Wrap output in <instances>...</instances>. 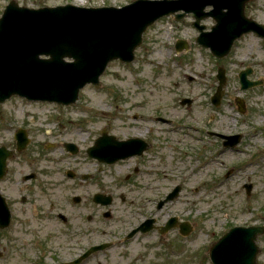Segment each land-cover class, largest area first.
<instances>
[{
    "label": "rangeland",
    "instance_id": "obj_1",
    "mask_svg": "<svg viewBox=\"0 0 264 264\" xmlns=\"http://www.w3.org/2000/svg\"><path fill=\"white\" fill-rule=\"evenodd\" d=\"M8 1L0 0V12ZM17 1L40 7L65 3L121 6L131 0ZM245 13L264 23V0L247 4ZM192 21L191 14L179 20L172 15L157 20L144 31L134 60L110 62L100 85L83 87L74 106L26 104L18 97L0 104V145L10 148L19 125L32 131L29 149L17 155L15 161L8 160L10 164L36 166L41 180L60 191L64 186H73L61 175L65 168L94 173L97 189L115 197L109 206L94 205L93 209L90 205L86 209V213L109 212L96 219L102 224L90 237L92 241L114 244L90 256L84 264H209L204 262V255L224 229L264 222V39L246 34L234 42L226 57L217 59L208 48L196 43L198 31ZM201 23L210 30L214 21L206 18ZM177 39L187 40V51L176 53ZM218 66L225 67L226 84L215 107L210 97L218 84ZM246 67L253 70L248 77L260 80L261 86L240 89L237 74ZM236 97L243 100V113L237 110ZM183 98L191 99L190 104L182 105ZM157 116L168 122L155 121ZM70 117L72 124L66 123ZM78 118H86L82 121L86 125L77 124ZM91 125L92 135L105 126L121 137H138L141 133L140 138L150 141V148L142 157L101 165L99 169L85 153L69 156L60 147L61 140H76L80 135L77 131L89 130ZM207 131L241 133L243 137L234 149H224ZM98 137L95 134L90 144ZM78 142L83 145L88 140ZM41 145L44 148L40 149ZM135 165L139 171L132 173ZM115 182H119L118 188L113 187ZM244 183L252 184L248 196ZM175 185L181 187L178 196L157 208L158 200ZM59 194L55 197L60 198ZM68 196L66 202L73 207ZM145 215L154 217L157 225H163L171 216L189 220L195 224V231L187 239L180 237L179 242L174 229L163 235L152 231L123 241ZM55 222L32 230H38L32 236L21 233L15 241L0 234V264H55L68 259L64 230ZM32 226L36 227L35 221ZM48 231L53 236L46 237ZM257 245L258 260L264 262V234L258 237Z\"/></svg>",
    "mask_w": 264,
    "mask_h": 264
},
{
    "label": "water",
    "instance_id": "obj_2",
    "mask_svg": "<svg viewBox=\"0 0 264 264\" xmlns=\"http://www.w3.org/2000/svg\"><path fill=\"white\" fill-rule=\"evenodd\" d=\"M248 1L135 0L121 8H85L66 4L37 9L10 1L0 17V103L13 94L33 100L75 101L79 89L85 84L98 85V77L109 61L117 58L123 62L133 60L134 49L141 43L147 26L178 11L182 13L176 14V19L193 13V25L200 31L196 41L221 58L228 54L233 41L243 33L253 31L264 37V26L243 14ZM206 6H212V9L204 12ZM207 16L216 22L211 32H203L204 26L200 25V20ZM176 48L178 51L187 49L188 44L177 41ZM65 58L72 61H65ZM248 73L250 70L239 74L241 89L261 83L248 81ZM217 78L219 86L212 97L215 105L222 94L223 69L219 68ZM24 138L22 133L21 145ZM239 138L229 137L231 145ZM120 150H129L122 156L133 153L129 146ZM245 187L249 193L251 186ZM178 189L175 188L167 199L176 195ZM185 229L188 232V228ZM263 232L264 226L232 228L210 249L213 263L256 264L258 247L255 240Z\"/></svg>",
    "mask_w": 264,
    "mask_h": 264
},
{
    "label": "flooded vegetation",
    "instance_id": "obj_3",
    "mask_svg": "<svg viewBox=\"0 0 264 264\" xmlns=\"http://www.w3.org/2000/svg\"><path fill=\"white\" fill-rule=\"evenodd\" d=\"M75 103L76 102L73 104ZM91 127L93 126L91 125ZM103 130H105L106 136H113L115 139L119 138V136H117L116 133H112L109 128L101 127L99 128V131L93 133V135L91 131L80 132V135H76V140H66L68 142H62L60 146L69 154L71 153L69 150L76 149L71 155L85 153L86 157H88V149L90 148L89 146L92 145L90 143L92 142L93 136L95 134H99V136L102 135ZM25 132L28 136V144L24 149L26 151L32 143V131L26 130ZM69 134L70 132L68 133V136ZM86 139L88 142L83 145L78 142ZM145 141L147 144V151L150 148V141L147 139H145ZM67 143H72L74 146L68 145L66 147ZM105 146H107V144ZM15 148L16 141L13 137V142L9 149L13 151ZM17 154H21V152H13L12 159H14ZM133 158L137 159L138 156ZM91 159H94L93 161L96 162L100 169L101 165H116L127 161L129 158L118 160L112 164L100 162L92 157ZM35 168L36 166L34 165L7 164L6 172L0 179V194L4 198L10 213L9 225L4 231L6 233L12 232L15 235H21V233H23L32 236L38 232V230H36L31 233L32 230L45 227L44 223L54 225L53 220L56 218L59 223H61L64 230L68 260L76 258L88 247L100 244L102 241H92L91 235H95L93 232L94 229L102 224V222H99L96 219H100L103 215L97 212L86 213L88 206L91 205V208H95L93 204L97 205V203L94 202V195L100 192L97 189L98 180L94 173L77 171L72 167L65 168L63 170L64 172L62 171L65 173L64 178L72 181L73 186H64L62 191H60L50 184L44 183V181L41 180V175L35 170ZM133 171L137 172L138 167L133 168ZM117 185L118 182H115L113 187H116ZM70 190L77 192H69ZM57 193H60V198L55 197ZM67 196L73 203V207L67 204ZM62 206L63 209L60 208ZM64 210H67L68 212H65ZM34 221L36 222V227L32 226ZM48 236L53 235L48 231L46 237ZM98 264H100V262Z\"/></svg>",
    "mask_w": 264,
    "mask_h": 264
},
{
    "label": "bare ground",
    "instance_id": "obj_4",
    "mask_svg": "<svg viewBox=\"0 0 264 264\" xmlns=\"http://www.w3.org/2000/svg\"><path fill=\"white\" fill-rule=\"evenodd\" d=\"M197 97V96H196Z\"/></svg>",
    "mask_w": 264,
    "mask_h": 264
}]
</instances>
